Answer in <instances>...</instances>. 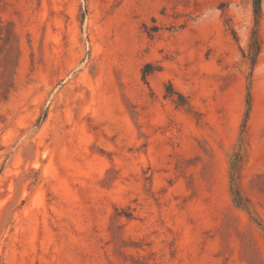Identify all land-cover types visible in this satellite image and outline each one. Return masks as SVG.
<instances>
[{"label": "rangeland", "instance_id": "374dc122", "mask_svg": "<svg viewBox=\"0 0 264 264\" xmlns=\"http://www.w3.org/2000/svg\"><path fill=\"white\" fill-rule=\"evenodd\" d=\"M254 29L251 0H0V264H264V0L251 65Z\"/></svg>", "mask_w": 264, "mask_h": 264}, {"label": "trees", "instance_id": "16d2710c", "mask_svg": "<svg viewBox=\"0 0 264 264\" xmlns=\"http://www.w3.org/2000/svg\"><path fill=\"white\" fill-rule=\"evenodd\" d=\"M261 3L262 0H251V6H252V13L254 17V23H255V29L251 32L250 42L248 44V54L246 55V58H248L251 62V65H254V62L256 60L257 55L259 54L261 50V43L259 39V35L257 33V25L261 19ZM248 101L247 105H250V96L248 95ZM247 118V115H246ZM240 162V159L237 161V165H235L234 169L232 167V172L234 171V174H231L230 180H231V188H232V195L234 196V202L237 206L244 207V198L240 194L239 187H238V175H236V171L238 170V163ZM237 166V169H236Z\"/></svg>", "mask_w": 264, "mask_h": 264}]
</instances>
